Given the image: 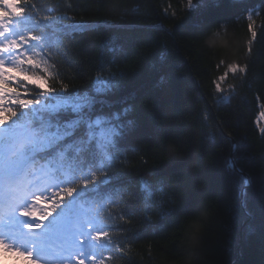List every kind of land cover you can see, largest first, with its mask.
Segmentation results:
<instances>
[{"label": "trees", "instance_id": "trees-1", "mask_svg": "<svg viewBox=\"0 0 264 264\" xmlns=\"http://www.w3.org/2000/svg\"><path fill=\"white\" fill-rule=\"evenodd\" d=\"M32 2L59 3L75 22L95 25L62 37L56 71L70 90L88 88L97 73L123 72L120 95L133 108L135 130L113 170L125 173L130 191L115 209L119 215L127 209L130 223L118 220L125 231L117 236L128 238L116 243L127 246L121 255L104 254L114 256L105 264H264L260 0H217L191 19L181 0H67L71 9L66 0ZM253 6L258 34L249 53L243 9ZM229 63L246 65V71L229 72L225 92L217 93L213 81ZM232 156L251 181L247 208L239 175L228 167ZM142 178L161 189L146 214L137 188Z\"/></svg>", "mask_w": 264, "mask_h": 264}, {"label": "snow or ice", "instance_id": "snow-or-ice-1", "mask_svg": "<svg viewBox=\"0 0 264 264\" xmlns=\"http://www.w3.org/2000/svg\"><path fill=\"white\" fill-rule=\"evenodd\" d=\"M181 3L185 19H191L207 11L213 0ZM260 3L264 6V0ZM71 7L66 0V8ZM171 7L164 9L166 17ZM243 11L251 53L258 34L253 19L257 9ZM175 16L173 9L171 18ZM94 26L75 22L59 3L38 6L32 0H0V256L13 253L26 264H105L112 258L101 259L105 251H124L116 240L127 239V234L113 236L114 231H125L123 225L111 214L107 219L113 223L102 219V210L122 203L123 193L130 191L121 187L125 173L113 170L123 163L135 130L129 119L133 108L120 95L123 85L117 77L123 72L106 77L97 73L88 88L70 90L50 63L63 36ZM260 34L264 37V21ZM246 67L229 63L213 81L215 91L223 94L222 82L229 72L244 73ZM220 135L235 151L230 137ZM167 162H174V157ZM236 162L233 156L228 167L239 175L241 206L247 208L251 181ZM137 188L146 214L161 189L143 178ZM121 211L120 221L130 223L128 210Z\"/></svg>", "mask_w": 264, "mask_h": 264}, {"label": "bare ground", "instance_id": "bare-ground-1", "mask_svg": "<svg viewBox=\"0 0 264 264\" xmlns=\"http://www.w3.org/2000/svg\"><path fill=\"white\" fill-rule=\"evenodd\" d=\"M58 79H60V77H58ZM119 245H120V247L122 248H124V247H126L127 246V244H123V246L120 244V243H118ZM116 255H121V253H117ZM105 255H102L100 258L101 259H104V258H106V257H104ZM112 258V260H113V258H114V256H111ZM107 260H109V259H105V262L107 261ZM116 260V259H115Z\"/></svg>", "mask_w": 264, "mask_h": 264}]
</instances>
